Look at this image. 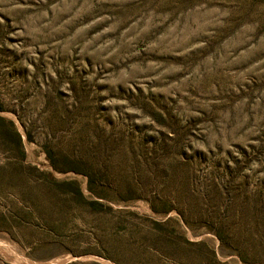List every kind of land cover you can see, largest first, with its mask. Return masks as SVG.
I'll use <instances>...</instances> for the list:
<instances>
[{"label":"rangeland","instance_id":"374dc122","mask_svg":"<svg viewBox=\"0 0 264 264\" xmlns=\"http://www.w3.org/2000/svg\"><path fill=\"white\" fill-rule=\"evenodd\" d=\"M0 117V264H264V0H0Z\"/></svg>","mask_w":264,"mask_h":264},{"label":"trees","instance_id":"16d2710c","mask_svg":"<svg viewBox=\"0 0 264 264\" xmlns=\"http://www.w3.org/2000/svg\"><path fill=\"white\" fill-rule=\"evenodd\" d=\"M2 122L4 123V119L2 117H0V123H2ZM7 124L10 126L11 122L8 121ZM11 130H12L11 131L12 135L15 136V139H16L15 141L18 142L19 137H20L18 132L15 131L14 129H11ZM70 184L73 185V188H72L73 192L78 194V195H80L81 191H80L79 186L73 181L70 182ZM88 205L90 206L91 209L94 210L95 207L100 206L101 204L100 203H88ZM152 210L153 211H158V210L154 209L153 207H152ZM167 220L168 219H166L164 222L167 223ZM153 223H154V225H158V222H156V221H154ZM167 232H168L167 236L171 240V242H172V244L174 246L175 242H176V239H177L176 237H178V235L175 234L173 231H167ZM183 239H184V241H185V243H186V245L188 247V252L186 253L187 256L189 255L188 253H190V251H195L197 253L196 257H195L196 258L195 260H201L202 258H205V260H207L210 263L211 262H215V251H214V249L209 248L206 254H199L200 252H199L198 248L201 247L202 244H204L203 240L193 241V240H190V239L185 238V237ZM104 257H107V258H110V259L114 260L112 257H109L108 255H106Z\"/></svg>","mask_w":264,"mask_h":264}]
</instances>
